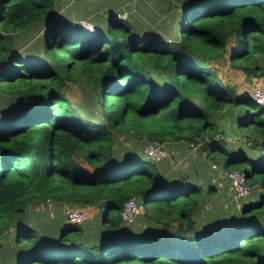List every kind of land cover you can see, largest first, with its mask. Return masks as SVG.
I'll use <instances>...</instances> for the list:
<instances>
[{
    "label": "trees",
    "instance_id": "obj_1",
    "mask_svg": "<svg viewBox=\"0 0 264 264\" xmlns=\"http://www.w3.org/2000/svg\"><path fill=\"white\" fill-rule=\"evenodd\" d=\"M57 1L0 0V93L26 100L13 111L0 107V252L7 263L264 264V107L207 64L228 51L247 80L264 74V0H176L179 36L170 39L132 32L116 10L105 29L96 21L88 29L78 16L57 13ZM34 23H45L41 51L18 53L15 33ZM75 74L92 83L102 119L80 116L62 92ZM235 110L253 155L218 136L217 121ZM115 130H130L144 146L190 143L261 190L253 187L233 209L216 207L209 184L164 176L159 167L168 153L154 161L144 146L118 148ZM131 195L141 210L126 223L120 209ZM47 200L96 205L99 223L65 215L52 239L27 221L28 207Z\"/></svg>",
    "mask_w": 264,
    "mask_h": 264
},
{
    "label": "rangeland",
    "instance_id": "obj_2",
    "mask_svg": "<svg viewBox=\"0 0 264 264\" xmlns=\"http://www.w3.org/2000/svg\"><path fill=\"white\" fill-rule=\"evenodd\" d=\"M99 2V1H98ZM131 5H133L134 9L133 14L128 10V20L131 25V30L134 33H143L147 32L148 30L157 34V39H165V38H176L179 36L176 22L179 23L180 20V2L176 0H134L129 1ZM57 13H66L72 12L75 8L71 6V3L68 0H58L57 1ZM91 6L90 9H92ZM94 14H96L95 20L99 22H103V11L101 9H95ZM87 16V15H86ZM87 19V17L82 16ZM88 17H92V14H89ZM93 18V17H92ZM91 18V19H92ZM45 23H34L31 26L23 29L21 32H16L14 35L15 39V50L18 53L22 54H33L41 51L40 47V29L44 27ZM104 25V23H102ZM151 33V32H150ZM149 34V33H148ZM147 38V35L145 36ZM233 39L229 37L227 47H232ZM228 51L224 53V55L218 59H212L207 61L208 65H211L217 73L219 79L224 82L225 84H232L235 86V89L238 93H247L249 94V88L251 83L250 80H247L245 75L241 70L236 68L235 66L231 65L228 60ZM41 56V57H40ZM43 56L39 53L36 59L42 60ZM254 78V77H253ZM87 80L86 75H77L73 78L66 80L64 86L61 88L62 92L65 93V96L72 101V108H74L80 116L89 117L92 119L100 118L102 119L101 110L99 107V99L95 88L93 87L92 83ZM240 91V92H239ZM242 91V92H241ZM7 94L0 93V107L7 106L8 109L14 110L13 107L16 106L17 108H22L25 105V101H19L18 97L15 99H9ZM13 100H16L13 103ZM15 107V109H16ZM220 134V133H219ZM115 142L117 143L118 148L121 147H129L132 148L133 146L143 151V146L145 142L142 140L136 139L132 136L130 130H115ZM220 136V135H219ZM164 147H166L163 144ZM142 153V152H140ZM169 158V157H168ZM169 160V159H168ZM223 169L221 172H224ZM222 180L220 181L222 186L228 187L227 178L221 177ZM219 182V181H217ZM254 185H252V188ZM254 192L257 189L261 190V187H254ZM252 193V192H251ZM250 195H253L252 193ZM224 195L218 196L216 207L225 208L226 201L228 204H231L230 208L233 209V205L241 203L243 199H246L250 195H246L244 197L237 198L233 196L232 192L228 188L225 189ZM226 194H228L226 196ZM230 195V197H229ZM215 198V197H214ZM226 201H225V200ZM223 200V201H222ZM210 201H206V205H210ZM218 204V205H217ZM63 209L61 210V205L55 204L53 201L49 200L46 205V214L45 216L56 215L57 213H61L65 216V209L68 207L67 205H62ZM70 207V206H69ZM35 209L42 208V205H38L33 207ZM44 209H40L39 214L42 215V211ZM260 219L259 222L264 224V211L260 212Z\"/></svg>",
    "mask_w": 264,
    "mask_h": 264
},
{
    "label": "crops",
    "instance_id": "obj_3",
    "mask_svg": "<svg viewBox=\"0 0 264 264\" xmlns=\"http://www.w3.org/2000/svg\"><path fill=\"white\" fill-rule=\"evenodd\" d=\"M129 1L131 0H68V2L71 3L72 8L74 7L75 9L72 10V12H66L64 14L71 16L72 15L78 16V17L85 16L87 18H90L88 17V15L92 14L93 18L91 17L92 19L90 18L89 20L96 21L100 25V28L105 29L106 21L110 16L111 11L114 10L119 11L120 8H122L129 10L133 14V10H135L134 9L135 6L133 7V5H131ZM91 6H93L92 9H90ZM95 9H101V11H103L102 14L103 22L102 21L99 22L98 20L94 19L96 17V14H94ZM102 23H104V25ZM250 81L253 84L250 85L249 90L254 86H260L261 88L264 89V74L260 77H254ZM238 116H239V112L235 110L231 115H227L222 119H219L217 121L218 130H219L218 136L220 135V138L224 141L225 145L230 149L241 150L246 154L253 155L255 154V151L252 150L244 140L247 131L245 129H242L238 125L237 122ZM165 146L168 153L167 162H165L163 165H161V167H159L160 172H162L164 176L166 175L168 177L169 176L177 177L176 179L186 182L194 181L195 183L198 184L199 183L209 184L215 190L214 196L212 197H215L216 199L218 196L224 195L223 193L225 192V189L228 190V188L232 192L233 196H235L230 186L228 176L226 174L227 169L223 168L218 163L210 159L206 151L200 152L196 147L191 146L190 143L187 144L184 141H178V140L169 141L165 143ZM223 169L225 171L221 172ZM221 177L227 178L228 187L222 186L220 182L222 180ZM227 195L228 194H226V196ZM48 201L49 200L29 206L27 211V221L32 226L36 228L37 227L40 228L42 232L46 233L48 236L50 235V238L53 239L55 238V234L57 230V226L53 225L54 222L62 221L63 219H65V216L62 215L61 213H57L56 215L53 214L51 216L46 217L45 209ZM38 205H42V208L39 209L33 208L35 206L38 207ZM228 205L229 204L226 201V205H225L227 206L226 208H228ZM236 206L237 204H235L234 207ZM75 207L83 209L86 216L85 217L86 220L87 219L91 220L93 224L99 223V218H100L99 207H97L96 205H85V206H75ZM40 209H44L41 213L42 215L39 214ZM62 209L63 207L61 206V210ZM48 222L51 223L49 226H47ZM88 228H87L88 231L92 229L90 228V226ZM87 229L85 230V233ZM7 262L10 261L6 258L5 254L3 255V252L2 253L0 252V264H8Z\"/></svg>",
    "mask_w": 264,
    "mask_h": 264
},
{
    "label": "built area",
    "instance_id": "obj_4",
    "mask_svg": "<svg viewBox=\"0 0 264 264\" xmlns=\"http://www.w3.org/2000/svg\"><path fill=\"white\" fill-rule=\"evenodd\" d=\"M128 10L120 9L114 13L116 18L126 19L128 17ZM76 22L83 27L93 29L94 24L89 18L79 17ZM249 96L257 103L264 107V89L260 86H254L249 90ZM146 156L158 161L166 156L167 151L165 147L158 142H148L144 146ZM226 174L229 179L230 186L234 192L235 197L240 198L248 195L252 190L251 183L247 180L245 173L240 169H228ZM141 206L136 196H129L123 203L120 209V216L126 222H132L139 214ZM66 219L70 222H81L85 219L83 209L71 206L65 209Z\"/></svg>",
    "mask_w": 264,
    "mask_h": 264
},
{
    "label": "clouds",
    "instance_id": "obj_5",
    "mask_svg": "<svg viewBox=\"0 0 264 264\" xmlns=\"http://www.w3.org/2000/svg\"><path fill=\"white\" fill-rule=\"evenodd\" d=\"M249 95V94H248Z\"/></svg>",
    "mask_w": 264,
    "mask_h": 264
}]
</instances>
